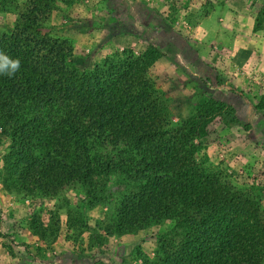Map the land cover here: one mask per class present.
<instances>
[{"label":"trees","instance_id":"1","mask_svg":"<svg viewBox=\"0 0 264 264\" xmlns=\"http://www.w3.org/2000/svg\"><path fill=\"white\" fill-rule=\"evenodd\" d=\"M43 16L35 5L0 36V51L20 60L14 76L0 74V133L9 139L4 161L13 187L53 197L83 184L97 195V181L117 177L136 188L118 203L115 234L168 224L163 258L153 264H264V230L248 201L232 200L197 160L209 124L238 123L233 108L210 96L171 124L144 77L157 50L123 51L78 71L65 40L38 36Z\"/></svg>","mask_w":264,"mask_h":264},{"label":"rangeland","instance_id":"2","mask_svg":"<svg viewBox=\"0 0 264 264\" xmlns=\"http://www.w3.org/2000/svg\"><path fill=\"white\" fill-rule=\"evenodd\" d=\"M176 1L0 0V36L12 31L20 13L38 5L45 18L38 36L65 40L71 50L69 63L78 71L106 58L116 60L123 51L139 56L147 48L157 50L160 57L144 77L171 124L183 122L210 96L233 108L238 123L209 124L198 141L197 160L226 186L232 200L240 205L248 201L246 211L264 230V59L250 52L226 56L222 38L210 32L204 36L192 25L177 22L180 6L192 22L206 10L198 13L188 5L190 0H178L179 7ZM258 28L254 24L252 31ZM8 153L9 139L0 133V264L162 260V237L170 235L167 223L121 235L112 228L118 203L135 190L134 184L107 177L94 185L97 195L90 194L88 185L70 184L53 197L28 196L11 184L4 161Z\"/></svg>","mask_w":264,"mask_h":264},{"label":"crops","instance_id":"3","mask_svg":"<svg viewBox=\"0 0 264 264\" xmlns=\"http://www.w3.org/2000/svg\"><path fill=\"white\" fill-rule=\"evenodd\" d=\"M206 1L209 0L188 2V5L195 7L194 11L206 10L205 13L198 14L196 22H192L188 20V12L177 3L179 2L177 0L175 5L181 7L178 13L180 19L177 22L192 25L204 36L210 32L214 38H222V51L226 52V56L239 58L250 52L251 57L255 54L259 55V60L262 61L264 59V0H211L210 4ZM181 3L183 5V2ZM164 8L162 7V10ZM254 24L260 28L253 32ZM248 42L251 44L248 45ZM236 52L239 53L235 54Z\"/></svg>","mask_w":264,"mask_h":264},{"label":"clouds","instance_id":"4","mask_svg":"<svg viewBox=\"0 0 264 264\" xmlns=\"http://www.w3.org/2000/svg\"><path fill=\"white\" fill-rule=\"evenodd\" d=\"M19 69L20 60L18 58L13 59L3 51H0V74L11 77L14 76Z\"/></svg>","mask_w":264,"mask_h":264}]
</instances>
